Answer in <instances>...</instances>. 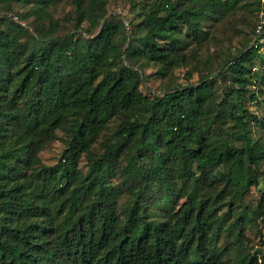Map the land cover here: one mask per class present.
I'll return each instance as SVG.
<instances>
[{
	"label": "trees",
	"instance_id": "trees-1",
	"mask_svg": "<svg viewBox=\"0 0 264 264\" xmlns=\"http://www.w3.org/2000/svg\"><path fill=\"white\" fill-rule=\"evenodd\" d=\"M65 1L0 0V264H262L244 245L264 228L260 0H143L128 27L106 0H68L62 31ZM251 4L248 40L218 71L142 91L146 64L172 76ZM58 130L59 160L34 171Z\"/></svg>",
	"mask_w": 264,
	"mask_h": 264
},
{
	"label": "rangeland",
	"instance_id": "rangeland-1",
	"mask_svg": "<svg viewBox=\"0 0 264 264\" xmlns=\"http://www.w3.org/2000/svg\"><path fill=\"white\" fill-rule=\"evenodd\" d=\"M142 1L143 0H106L107 13L105 18L113 14H118L120 17L124 18V25H127L128 27V19L132 17L134 11L139 7ZM72 12L73 6L68 0L61 2L55 8L54 17L59 19L60 23L64 25L61 28L62 31L69 30L71 28V24H69L67 21L69 19L68 15ZM1 14L2 12L0 10V15ZM255 15V11L251 4L238 10L230 17L211 27L209 40L197 50V60L192 64L176 68L172 76L168 75L161 77L157 74V65L153 63L146 64L144 67L146 87H143L142 91L151 96L158 95L167 87L185 83H197L200 74L204 75L210 71H218L221 64L229 57L237 54L247 42L251 22L255 18ZM32 23L33 18H29L25 25L31 32H33V28L31 26ZM97 30L98 28H96V31ZM259 57L264 59V55H262L260 52ZM186 71L191 73L189 78L184 76ZM222 82V80H218V83ZM246 104L248 105L249 109L255 110L254 102L250 103L246 101ZM263 110L264 108H260V110L257 111L262 113ZM112 126L113 123L108 126L106 130L108 134L110 133ZM64 138L65 134L63 131L58 130L56 140L53 141L48 147L40 151V161L33 165L34 171L41 167L51 166L57 163L61 152L65 147ZM101 151L102 146L100 142L94 144L91 149V153L93 154H99ZM89 160L90 154H82L79 161V167L81 168L82 172L86 171ZM260 187L263 188L264 184L261 183ZM259 193L260 192L258 190H253L247 195L246 202H253L255 199H257ZM261 223L262 222H260L258 226L245 231L246 239L244 241V245L247 250L253 252L259 261L264 264V228L261 227ZM220 243L224 244L225 240L223 239Z\"/></svg>",
	"mask_w": 264,
	"mask_h": 264
},
{
	"label": "built area",
	"instance_id": "built-area-1",
	"mask_svg": "<svg viewBox=\"0 0 264 264\" xmlns=\"http://www.w3.org/2000/svg\"><path fill=\"white\" fill-rule=\"evenodd\" d=\"M249 47L264 55V0H260L258 20L252 30Z\"/></svg>",
	"mask_w": 264,
	"mask_h": 264
}]
</instances>
